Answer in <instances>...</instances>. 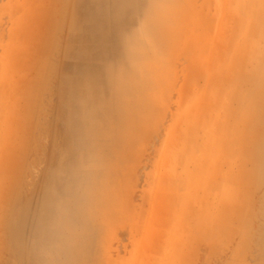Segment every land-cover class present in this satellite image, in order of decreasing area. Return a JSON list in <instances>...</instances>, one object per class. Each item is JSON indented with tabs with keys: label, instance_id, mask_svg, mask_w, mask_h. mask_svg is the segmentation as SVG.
I'll list each match as a JSON object with an SVG mask.
<instances>
[{
	"label": "rangeland",
	"instance_id": "obj_1",
	"mask_svg": "<svg viewBox=\"0 0 264 264\" xmlns=\"http://www.w3.org/2000/svg\"><path fill=\"white\" fill-rule=\"evenodd\" d=\"M0 264H264V0H0Z\"/></svg>",
	"mask_w": 264,
	"mask_h": 264
}]
</instances>
